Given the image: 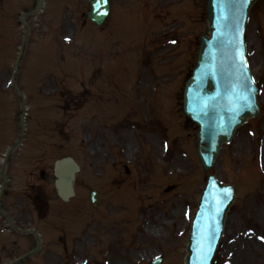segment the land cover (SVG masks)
Wrapping results in <instances>:
<instances>
[{
  "label": "rangeland",
  "instance_id": "1",
  "mask_svg": "<svg viewBox=\"0 0 264 264\" xmlns=\"http://www.w3.org/2000/svg\"><path fill=\"white\" fill-rule=\"evenodd\" d=\"M87 2L44 0L29 14L36 0H0V163L19 139L25 110L3 203L32 210L31 186L46 196L43 219L29 218L46 237L33 264H150L156 256L183 264L207 173L180 100L207 25L205 0H119L101 27L86 20ZM253 4L245 40L260 112L208 171L235 188L213 264L237 255L264 264V241L255 238L264 237V0ZM24 35L14 86L22 104L9 84ZM67 156L80 172L76 196L62 203L52 165ZM92 189L102 195L94 209Z\"/></svg>",
  "mask_w": 264,
  "mask_h": 264
},
{
  "label": "water",
  "instance_id": "2",
  "mask_svg": "<svg viewBox=\"0 0 264 264\" xmlns=\"http://www.w3.org/2000/svg\"><path fill=\"white\" fill-rule=\"evenodd\" d=\"M117 1V0H114ZM255 0H206V34L200 38L196 66L187 79L183 92V112L198 126L195 135L196 154L201 168H211L220 146L228 143L235 128L258 114L256 88L246 61L243 39L247 13ZM38 0L35 12L42 6ZM87 19L102 24L107 15H98L95 0H89ZM109 12V2L103 6ZM20 55V54H19ZM246 61V68L241 58ZM23 128V116L20 118ZM58 195H73L74 173L78 170L70 158L55 162ZM225 190L230 198H225ZM234 200L233 188L207 176L192 222L185 264H210L223 231L225 214ZM90 202L100 198L94 192ZM206 253V255H205ZM160 260L153 264H158Z\"/></svg>",
  "mask_w": 264,
  "mask_h": 264
},
{
  "label": "flooded vegetation",
  "instance_id": "3",
  "mask_svg": "<svg viewBox=\"0 0 264 264\" xmlns=\"http://www.w3.org/2000/svg\"><path fill=\"white\" fill-rule=\"evenodd\" d=\"M35 190L33 188L32 191L36 192ZM7 196L6 194V198ZM32 196L27 200L29 206L33 208L32 210H12L16 207L15 204L5 206L4 200L0 201L2 211L0 215V264H10L15 258L31 252L34 249L33 246L36 245L35 237L31 232H35L37 228L32 226L29 218L38 221L43 219L40 216V208L44 207L45 199L38 192ZM28 262L26 260L20 264Z\"/></svg>",
  "mask_w": 264,
  "mask_h": 264
},
{
  "label": "snow or ice",
  "instance_id": "4",
  "mask_svg": "<svg viewBox=\"0 0 264 264\" xmlns=\"http://www.w3.org/2000/svg\"><path fill=\"white\" fill-rule=\"evenodd\" d=\"M108 2H109V0H95V5H96V9H97V14L98 15H107L108 14L107 11H103L102 10L103 6L106 5ZM243 2L245 4H247L248 0H243ZM65 39L67 40V39H69V37H65ZM241 63L246 68V61L243 60V57L241 58ZM230 191L231 190H225V193H226L225 198L226 199L230 198L229 196H227V193L230 192ZM258 239L264 241V237H259ZM205 255H206V253H205Z\"/></svg>",
  "mask_w": 264,
  "mask_h": 264
},
{
  "label": "bare ground",
  "instance_id": "5",
  "mask_svg": "<svg viewBox=\"0 0 264 264\" xmlns=\"http://www.w3.org/2000/svg\"><path fill=\"white\" fill-rule=\"evenodd\" d=\"M255 238L258 240V236H256ZM247 241H248V239H247ZM247 241L243 242V243L245 244V246L248 244V247L250 248V245H252V244H251V242H247ZM233 258H235V259H233ZM231 259L233 260V262L231 264H245L243 262L241 256L240 257L238 255L236 257L233 256V257H231Z\"/></svg>",
  "mask_w": 264,
  "mask_h": 264
}]
</instances>
